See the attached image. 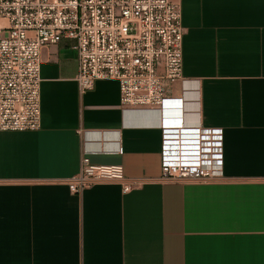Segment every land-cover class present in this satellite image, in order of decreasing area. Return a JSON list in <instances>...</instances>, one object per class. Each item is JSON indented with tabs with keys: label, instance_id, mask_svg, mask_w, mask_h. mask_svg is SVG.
<instances>
[{
	"label": "crops",
	"instance_id": "obj_1",
	"mask_svg": "<svg viewBox=\"0 0 264 264\" xmlns=\"http://www.w3.org/2000/svg\"><path fill=\"white\" fill-rule=\"evenodd\" d=\"M176 1L184 80L170 94L186 123L223 129V175L162 180L158 112L123 111L116 79L81 92L63 38L41 53V127L0 129V264H264V0ZM83 155L143 185L75 194Z\"/></svg>",
	"mask_w": 264,
	"mask_h": 264
},
{
	"label": "built area",
	"instance_id": "obj_2",
	"mask_svg": "<svg viewBox=\"0 0 264 264\" xmlns=\"http://www.w3.org/2000/svg\"><path fill=\"white\" fill-rule=\"evenodd\" d=\"M183 35L176 0H0V129L41 127V53L68 38L75 41L81 92L116 79L123 111L158 112L162 180L223 175V129L186 123L184 97L170 94L184 80ZM106 182L120 183L124 192L143 185L123 165L94 164L85 155L67 179L75 194Z\"/></svg>",
	"mask_w": 264,
	"mask_h": 264
},
{
	"label": "bare ground",
	"instance_id": "obj_3",
	"mask_svg": "<svg viewBox=\"0 0 264 264\" xmlns=\"http://www.w3.org/2000/svg\"><path fill=\"white\" fill-rule=\"evenodd\" d=\"M178 103H180V102H178ZM178 110H180V109H178Z\"/></svg>",
	"mask_w": 264,
	"mask_h": 264
}]
</instances>
